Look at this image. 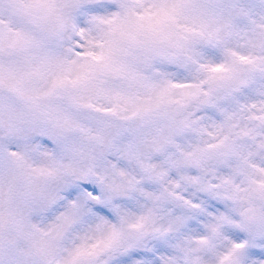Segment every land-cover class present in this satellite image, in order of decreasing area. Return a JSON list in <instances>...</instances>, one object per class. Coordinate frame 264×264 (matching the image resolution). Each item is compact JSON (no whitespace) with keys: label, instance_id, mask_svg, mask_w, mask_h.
I'll use <instances>...</instances> for the list:
<instances>
[{"label":"snow or ice","instance_id":"snow-or-ice-1","mask_svg":"<svg viewBox=\"0 0 264 264\" xmlns=\"http://www.w3.org/2000/svg\"><path fill=\"white\" fill-rule=\"evenodd\" d=\"M0 264H264V0H0Z\"/></svg>","mask_w":264,"mask_h":264}]
</instances>
